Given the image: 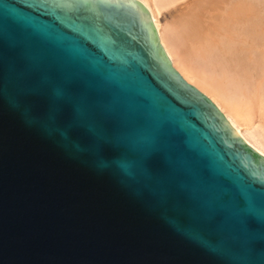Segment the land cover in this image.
<instances>
[{"label": "water", "instance_id": "water-1", "mask_svg": "<svg viewBox=\"0 0 264 264\" xmlns=\"http://www.w3.org/2000/svg\"><path fill=\"white\" fill-rule=\"evenodd\" d=\"M0 264H264V158L137 1L0 0Z\"/></svg>", "mask_w": 264, "mask_h": 264}, {"label": "bare ground", "instance_id": "bare-ground-1", "mask_svg": "<svg viewBox=\"0 0 264 264\" xmlns=\"http://www.w3.org/2000/svg\"><path fill=\"white\" fill-rule=\"evenodd\" d=\"M135 1L171 67L264 158V0Z\"/></svg>", "mask_w": 264, "mask_h": 264}, {"label": "rangeland", "instance_id": "rangeland-1", "mask_svg": "<svg viewBox=\"0 0 264 264\" xmlns=\"http://www.w3.org/2000/svg\"><path fill=\"white\" fill-rule=\"evenodd\" d=\"M168 19H169V17L167 18V20H168ZM160 20H161V23H163V22H164V20H163V18H162V17H161V19H160Z\"/></svg>", "mask_w": 264, "mask_h": 264}]
</instances>
